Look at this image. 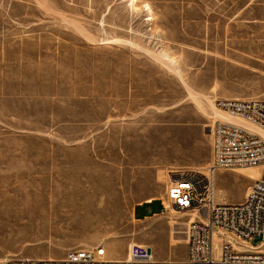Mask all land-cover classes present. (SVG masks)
<instances>
[{
    "label": "rangeland",
    "instance_id": "1",
    "mask_svg": "<svg viewBox=\"0 0 264 264\" xmlns=\"http://www.w3.org/2000/svg\"><path fill=\"white\" fill-rule=\"evenodd\" d=\"M229 13L211 0H0V261L98 244L124 257L132 243L184 258L194 214L165 201L167 172L207 179L216 101L264 99V21ZM260 169L216 170L214 200L242 201ZM151 197L166 210L135 220Z\"/></svg>",
    "mask_w": 264,
    "mask_h": 264
},
{
    "label": "built area",
    "instance_id": "2",
    "mask_svg": "<svg viewBox=\"0 0 264 264\" xmlns=\"http://www.w3.org/2000/svg\"><path fill=\"white\" fill-rule=\"evenodd\" d=\"M216 106L264 130V99L222 98ZM208 178L191 169L169 170L165 201L194 214L186 228L182 259L156 258L151 246L132 243L124 257H109L105 247L68 249L61 257H14L0 264H264V138L243 126L217 120L210 127ZM259 164V175L239 202H216L212 176L218 169ZM163 204L162 210H166ZM258 237V241L253 240Z\"/></svg>",
    "mask_w": 264,
    "mask_h": 264
},
{
    "label": "crops",
    "instance_id": "3",
    "mask_svg": "<svg viewBox=\"0 0 264 264\" xmlns=\"http://www.w3.org/2000/svg\"><path fill=\"white\" fill-rule=\"evenodd\" d=\"M158 1H188V0H158ZM218 2H228L230 18L239 19L245 23L263 22L264 21V0H211ZM236 2V7L233 8V4ZM156 204L157 209L152 210L151 213H144L143 215H137L138 207L142 209L152 208L153 204ZM164 200L160 197H151L137 201L131 209L132 217L135 220H144L153 215L159 214L162 211Z\"/></svg>",
    "mask_w": 264,
    "mask_h": 264
},
{
    "label": "bare ground",
    "instance_id": "4",
    "mask_svg": "<svg viewBox=\"0 0 264 264\" xmlns=\"http://www.w3.org/2000/svg\"><path fill=\"white\" fill-rule=\"evenodd\" d=\"M216 114H218V116L222 119V120H224V121H227V122H231V123H234V124H238V125H240V126H243V127H245L246 129H248V130H250L251 132H253V133H256V134H259L260 136H262L263 138H264V130H262L261 128H259L257 125H255V124H253V123H250V122H248L247 120H245V119H243V118H239V117H233V116H230L229 114H227V113H225V112H217ZM247 170V169H246ZM247 172H249L251 175H256V173L258 172L257 171V168L256 167H252V168H250L249 170H247ZM213 179V178H212ZM72 193V195H71V197L72 196H75L76 198L78 197V198H80V197H86V198H89V199H95V198H97L98 197V193H100L99 191H97V190H82V189H79V190H75V191H73V192H71ZM70 192H69V196H70V194H71ZM238 195V194H237ZM237 195H236V197H237ZM68 196V197H69ZM239 196V195H238ZM235 197V198H236ZM65 203V205H71V206H73L74 208H76L77 206H79V204H75L74 203V205H72L73 203H67V202H64ZM84 203H86V204H84ZM90 203V200H89V202L88 201H86V202H83V204L84 205H90L89 204ZM92 203V202H91ZM58 208V207H57ZM59 209V208H58ZM58 209H57V211H55V213H56V215H59V213H58ZM65 213V212H64ZM63 214V213H62ZM64 216H66L65 214H63ZM67 216H69V215H67ZM72 217H73V219L75 218L74 217V214H72V216H71V214H70V218L72 219ZM75 220H76V218H75ZM72 222V221H71ZM118 246H119V243L117 242V243H112V245H110V247H109V249H110V251L111 252H115V251H117L118 249Z\"/></svg>",
    "mask_w": 264,
    "mask_h": 264
}]
</instances>
